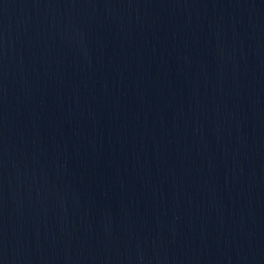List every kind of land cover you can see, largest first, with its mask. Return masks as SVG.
I'll return each mask as SVG.
<instances>
[{"label": "water", "instance_id": "95a60500", "mask_svg": "<svg viewBox=\"0 0 264 264\" xmlns=\"http://www.w3.org/2000/svg\"><path fill=\"white\" fill-rule=\"evenodd\" d=\"M0 264H264V0H0Z\"/></svg>", "mask_w": 264, "mask_h": 264}]
</instances>
